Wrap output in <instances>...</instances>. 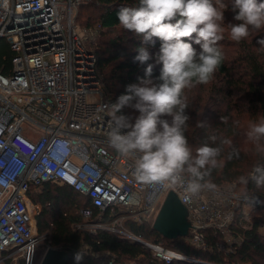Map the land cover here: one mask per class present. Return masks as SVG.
I'll return each instance as SVG.
<instances>
[{
	"label": "built area",
	"instance_id": "2783aa9c",
	"mask_svg": "<svg viewBox=\"0 0 264 264\" xmlns=\"http://www.w3.org/2000/svg\"><path fill=\"white\" fill-rule=\"evenodd\" d=\"M84 2L0 0V39L16 53L13 73L0 74V264L41 263L37 253L44 235L38 233L36 214L42 206L29 192L46 182L69 186L89 200L79 209L80 226L124 238H136L126 220L153 226L173 191L184 205L190 241L210 249L209 229L226 228L237 209L261 199L239 194L233 183L206 187L185 200L179 186L136 179L135 155H122L109 141L113 109L95 45L102 24L80 23ZM59 142L67 153L54 159ZM143 243L167 263L187 258L162 244Z\"/></svg>",
	"mask_w": 264,
	"mask_h": 264
},
{
	"label": "trees",
	"instance_id": "16d2710c",
	"mask_svg": "<svg viewBox=\"0 0 264 264\" xmlns=\"http://www.w3.org/2000/svg\"><path fill=\"white\" fill-rule=\"evenodd\" d=\"M82 3L79 7L78 19L82 25L102 24V29L96 40L98 68L103 77L109 104H115L119 96L126 94V86L139 83L138 78L145 77V68L152 64L151 77L157 84L161 64H157L155 57L159 53L162 42L153 38L155 43H147L142 35L134 31L123 29L119 24L116 13L122 6L138 7L139 0H92ZM264 2V0H258ZM88 3V4H87ZM99 8V15L94 20L89 18L81 22L84 10ZM110 34L108 42L103 45V35ZM224 35L230 39L227 31ZM191 43L193 48L200 51V45L193 38H183ZM233 41V40H232ZM223 52V61L215 73L214 78L221 75L222 83L215 92L213 102L200 96L195 105L188 107L189 115L186 136L193 149L201 144L211 141V135L223 136L231 140V146L224 145L221 154L223 167L213 170L211 177L206 178L215 187L235 184L239 194H249L264 198V187H257L252 180V175L247 179L242 178L254 172L256 167H264V152H257L256 146L245 148L242 145H255L252 141L243 144L239 141V117L248 115L255 122L264 117V28L252 30L250 35L235 42L236 53L230 60L226 57V44L220 41ZM0 74L13 73V58L16 53L12 50L6 39H0ZM146 48L152 59L141 65L135 61L140 48ZM189 90H185L188 98ZM212 92H207L210 94ZM208 100V101H207ZM135 103V101H133ZM189 105V104H188ZM134 109V108H133ZM127 111L121 110L118 115L128 117ZM221 117H226L227 122H222ZM163 119L171 121L170 116ZM204 126L201 127L200 123ZM264 144V141L261 142ZM216 146V145H212ZM235 148L238 155L232 154ZM231 156V158H229ZM243 182V184H242ZM243 189L239 190V185ZM34 203H40L42 208L36 214L38 233L44 235L43 243L46 248H57L67 251L70 259L67 264H75L73 253L82 247L89 253L81 264H128L136 261L142 264H264V203L259 204L256 214L248 227L241 225L242 216L245 214L243 207L237 209L235 219L226 228L234 236L231 247L224 249L222 244L224 229H209L207 239L210 249L196 247L190 241V235L166 238L163 234L147 223H135L126 220V226L135 233L136 238L119 237L107 229H97L95 232L80 226L83 218L79 209L89 205V200L81 196L69 186L46 182L42 188L32 187L29 192ZM245 218V216H243ZM103 219H109V212L103 214ZM143 240L159 243L163 246L181 252L186 259H174L167 263L157 257L154 251L143 243ZM87 247V249L85 248ZM5 264H12L10 261Z\"/></svg>",
	"mask_w": 264,
	"mask_h": 264
},
{
	"label": "clouds",
	"instance_id": "9594fccd",
	"mask_svg": "<svg viewBox=\"0 0 264 264\" xmlns=\"http://www.w3.org/2000/svg\"><path fill=\"white\" fill-rule=\"evenodd\" d=\"M230 7L236 22L226 26L224 12L229 5L224 0H139L138 7L122 6L116 13L123 29L142 35L147 43L154 44L153 38L162 42L155 57L162 68L161 83L152 81L153 65L148 64L145 77L126 86V94L111 104L114 119L110 144L122 155H135V177L139 182L179 186L186 193L185 200L206 187H215L206 178L223 167L219 159L223 146L232 144L226 137L211 135L207 137L211 143L193 149L186 136L190 117L186 113L189 105L185 90L208 84L214 78L223 61L219 42L226 31L231 40L240 42L252 30L264 28V2L231 0ZM193 36L200 45L199 52L183 39ZM138 53L134 59L141 65L152 59L146 48H140ZM124 107L140 113L134 124L128 117L118 115ZM164 116H170L171 121ZM221 121L226 123L227 118L221 117ZM121 129L130 131L121 134ZM246 137L256 145L258 153L264 152V117L249 124ZM66 153L67 145L59 142L54 159ZM232 154L238 155L234 147ZM251 178L258 188L264 187V167H256ZM88 255L80 247L73 253L75 264H81Z\"/></svg>",
	"mask_w": 264,
	"mask_h": 264
},
{
	"label": "rangeland",
	"instance_id": "374dc122",
	"mask_svg": "<svg viewBox=\"0 0 264 264\" xmlns=\"http://www.w3.org/2000/svg\"><path fill=\"white\" fill-rule=\"evenodd\" d=\"M86 1L88 3L93 2L92 0H86ZM224 3L226 5H229V8L224 12V17H225L224 23L226 26L227 24L235 23L236 21H234L235 13L231 10V7H230L231 0H224ZM98 15H99V8L95 7L93 9L84 10L83 15H82V17H80V19L82 20L81 22L87 21L89 18H92L91 20H94L95 18H97ZM110 37H111L110 34L103 35L102 40H101L103 45H105L108 42ZM222 41H224L225 43L228 41V43L226 44L227 46H226L225 55L230 60L232 57H234L236 50H237L236 47L234 46V41L229 40L227 35H224V39ZM0 49H2V46H0ZM221 79H222V76L219 75L216 78H213L208 84L197 85L195 88L190 89L189 90L190 92H189L188 98H187L189 107H191L192 105H195L196 100L200 96H202L204 99H208L209 97H211V99H213V100H209V104H210V102H213L214 99L216 98L215 92L221 86V83H222ZM152 81L155 84H157L154 79H152ZM207 92H212V93L206 94ZM123 109L125 111H127V113H128L127 115H128L129 122L131 124H134L135 119L140 115V113L137 110L133 109L132 107H124ZM239 119H240L238 122V129L240 131L239 141L243 144H246L249 141L246 137V132L248 130V126L250 123L255 122V121L252 120L248 115H245V114L240 115ZM242 146L245 148H251V147H255L256 145H242ZM251 175H252L251 172L248 173L246 176H244L242 178V180L247 179ZM242 184H243V182H242ZM238 185L240 187L239 190L243 189V186H241V184H238ZM226 186H228V185H226ZM261 202H262V204L264 203V198L261 200ZM160 205H161V201L158 205V209H159ZM258 206H259V204H255V205L248 204L242 208L243 211H245V214L243 215V216H245V218H243V216H242V220H241L242 221L241 225L243 227L249 226V224H250V222L253 219V216L255 214H256V216L259 215V212H257ZM259 216H262V215H259ZM155 217H156V213H154L150 217V221L154 222ZM260 229L264 233V225H262V227ZM223 232H224V238H223L222 244L224 245V249L227 250L231 247L230 245L232 243V240L234 239V236L232 235V233L229 231L228 228H224ZM46 251H47L46 246L44 245V243H42V245L40 246L38 253H37L38 262L44 256L43 254H45ZM128 264H138V263L136 261H130V262H128ZM142 264H146V262L143 261Z\"/></svg>",
	"mask_w": 264,
	"mask_h": 264
},
{
	"label": "water",
	"instance_id": "95a60500",
	"mask_svg": "<svg viewBox=\"0 0 264 264\" xmlns=\"http://www.w3.org/2000/svg\"><path fill=\"white\" fill-rule=\"evenodd\" d=\"M153 228L166 238L187 234L185 208L173 191L168 194L163 203ZM70 257L67 251L50 247L45 252L40 264H67Z\"/></svg>",
	"mask_w": 264,
	"mask_h": 264
},
{
	"label": "bare ground",
	"instance_id": "6f19581e",
	"mask_svg": "<svg viewBox=\"0 0 264 264\" xmlns=\"http://www.w3.org/2000/svg\"><path fill=\"white\" fill-rule=\"evenodd\" d=\"M30 207H31V210L34 211V207L32 205H30Z\"/></svg>",
	"mask_w": 264,
	"mask_h": 264
}]
</instances>
